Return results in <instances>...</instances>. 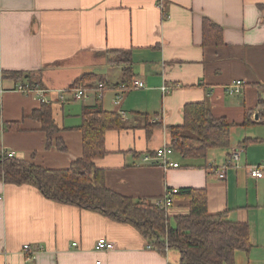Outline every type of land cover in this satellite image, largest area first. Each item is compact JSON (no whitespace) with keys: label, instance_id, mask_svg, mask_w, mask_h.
Wrapping results in <instances>:
<instances>
[{"label":"crops","instance_id":"1","mask_svg":"<svg viewBox=\"0 0 264 264\" xmlns=\"http://www.w3.org/2000/svg\"><path fill=\"white\" fill-rule=\"evenodd\" d=\"M205 19L223 29L222 46H203ZM113 51L130 53L131 83L123 56ZM87 74L99 80L85 99L63 94L83 87L74 83ZM135 80L146 88L131 89ZM236 81L244 83L243 93L228 94L225 88ZM0 83V153L68 169L83 155L85 110L117 113L125 128L106 133L108 154L96 161L106 187L135 201L161 199L168 189H205L210 214L226 212L228 220L250 227L253 248L237 252L235 264H264V179L252 178L246 168L264 163V125L240 126L264 100V0H0ZM20 84L49 90L45 102L16 92ZM163 86L172 91L163 93ZM202 102L214 116L237 124L232 146L210 150L204 160L174 153L179 168L164 169L154 158L170 144L169 128L183 124L186 104ZM44 105L59 129L49 148L34 117ZM236 150L239 168L229 167L220 180L216 172ZM189 207L175 198L168 214L174 218ZM102 238L115 249L98 251ZM27 244L35 264H180L177 251L148 249L131 225L0 181V264H28Z\"/></svg>","mask_w":264,"mask_h":264},{"label":"trees","instance_id":"2","mask_svg":"<svg viewBox=\"0 0 264 264\" xmlns=\"http://www.w3.org/2000/svg\"><path fill=\"white\" fill-rule=\"evenodd\" d=\"M224 44L223 29L209 19L203 22V46L219 47ZM122 63L128 64L131 55L124 51ZM110 58V63H114ZM123 68L127 83L132 78L128 65ZM94 74L77 79L76 85L93 88ZM132 80L130 81V83ZM258 120H252L253 110L246 112L240 126L264 125V100L258 103ZM184 122L170 127V145L184 159H206L210 150L228 149L232 146V131L237 124L225 117H216L205 103H189L184 106ZM47 134V147L59 129L53 122L51 108L44 105L34 113ZM11 128L10 125H8ZM121 115L104 110L86 109L80 127L83 136L82 158L64 170H52L33 162L8 157L0 153V181L8 185L31 186L46 199L76 206L80 209L104 215L111 220L133 226L155 250L162 255L177 251L180 264H235V255L242 251L249 254L253 248L250 227L246 223L232 222L226 212L212 215L208 210V194L205 189H180L175 198L190 202L189 212L172 218L151 200H133L109 190L104 171L96 161L108 152L105 135L110 130L124 129ZM245 143H252L247 139ZM59 151L67 150L62 139L56 140Z\"/></svg>","mask_w":264,"mask_h":264},{"label":"built area","instance_id":"3","mask_svg":"<svg viewBox=\"0 0 264 264\" xmlns=\"http://www.w3.org/2000/svg\"><path fill=\"white\" fill-rule=\"evenodd\" d=\"M243 86L244 83L242 81H236L232 84L228 85L225 88V91L230 95L235 94H242L243 93ZM146 85L141 80H135L133 82V85L131 89H137L142 90L145 89ZM163 93H170L172 91V88L169 86H163L162 89ZM16 92L21 93L26 96H37L39 97L43 102H45V94L49 91L40 85H29V84H20L17 85ZM4 90L2 88V84L0 83V93H3ZM87 90L83 87L77 86L75 88H71L68 91L63 92L64 95L70 94L72 99L75 101H82L86 97ZM61 99H64L62 96ZM118 99H121V96H118ZM2 155H7L8 157H15L14 152H3ZM174 154V150L171 147V145H164L159 150L156 151V156L154 159L158 161V163L164 168H179L178 163H174L171 159L172 155ZM152 159L150 156L145 157V161H149ZM241 159V151L236 150L234 151L227 163V165L220 171H217L216 174L219 176L220 180L226 179V173L227 169L229 167L233 168H239V162ZM250 173V176L255 179H264V163L258 164V165H248L246 167ZM179 189H168L165 193V195L158 200L153 201V203L160 209L165 210L167 213H169L170 209L174 206L175 203V196L179 194ZM148 249H154L151 245H147ZM96 249L98 251H113L115 249V245L112 242H109L108 240L102 238L99 239L96 245ZM23 251L25 253V259L28 264H35L36 260V253H34L31 249V245L27 244L23 246Z\"/></svg>","mask_w":264,"mask_h":264},{"label":"water","instance_id":"4","mask_svg":"<svg viewBox=\"0 0 264 264\" xmlns=\"http://www.w3.org/2000/svg\"><path fill=\"white\" fill-rule=\"evenodd\" d=\"M254 119L255 120H258V115L257 114L254 116Z\"/></svg>","mask_w":264,"mask_h":264}]
</instances>
